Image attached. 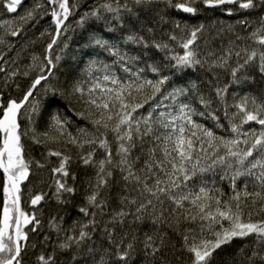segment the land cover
Masks as SVG:
<instances>
[{
    "label": "snow or ice",
    "instance_id": "obj_1",
    "mask_svg": "<svg viewBox=\"0 0 264 264\" xmlns=\"http://www.w3.org/2000/svg\"><path fill=\"white\" fill-rule=\"evenodd\" d=\"M29 262L264 264V0H0V264Z\"/></svg>",
    "mask_w": 264,
    "mask_h": 264
},
{
    "label": "trees",
    "instance_id": "obj_2",
    "mask_svg": "<svg viewBox=\"0 0 264 264\" xmlns=\"http://www.w3.org/2000/svg\"><path fill=\"white\" fill-rule=\"evenodd\" d=\"M183 15V14H181ZM219 17L221 22H234L235 18H230L227 16H224L220 13H216L213 16V20H215L216 17ZM189 23H207V18H197V19H191L189 18ZM49 28V25L46 21H41L39 26L34 29L36 35L39 34L40 31H43L44 29ZM29 35H32V33H29ZM47 40V37H45V41ZM82 40V37L78 34H73L71 36V43L69 48L66 50L65 53V60L62 62V66L60 68V71L57 73V76L60 77L61 82L63 83L66 80H69L73 75L77 73L78 68L83 67L84 65L81 63L82 61H87V57L83 55L81 49H80V41ZM44 42L39 43L36 46L35 51L37 53H42L44 49ZM55 53L59 54V49H55ZM63 73L64 75H61ZM70 108L78 109L80 106L76 104V102L73 100L71 104H69ZM63 111V109H61ZM78 119V118H77ZM33 155L36 154V150L33 151ZM211 186V185H210ZM217 187H224L225 191H227L226 188V182H221L216 185ZM34 192L38 191V188L32 189ZM55 205H50V208H54ZM48 216V209L45 210V216L44 219H47ZM30 264V262H29Z\"/></svg>",
    "mask_w": 264,
    "mask_h": 264
}]
</instances>
